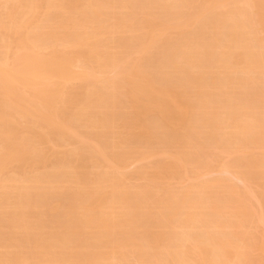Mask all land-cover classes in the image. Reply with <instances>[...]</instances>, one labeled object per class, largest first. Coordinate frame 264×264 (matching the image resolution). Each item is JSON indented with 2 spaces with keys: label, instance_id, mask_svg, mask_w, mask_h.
Returning a JSON list of instances; mask_svg holds the SVG:
<instances>
[{
  "label": "bare ground",
  "instance_id": "bare-ground-1",
  "mask_svg": "<svg viewBox=\"0 0 264 264\" xmlns=\"http://www.w3.org/2000/svg\"><path fill=\"white\" fill-rule=\"evenodd\" d=\"M168 1L0 0V264H264V230L243 231L253 206L223 179L151 205L122 187L132 159L158 183L219 161L264 179V155H246L264 149V108L239 100L264 87V0ZM170 29L171 57L115 71ZM169 131L164 159L149 142Z\"/></svg>",
  "mask_w": 264,
  "mask_h": 264
},
{
  "label": "rangeland",
  "instance_id": "rangeland-1",
  "mask_svg": "<svg viewBox=\"0 0 264 264\" xmlns=\"http://www.w3.org/2000/svg\"><path fill=\"white\" fill-rule=\"evenodd\" d=\"M172 2H173V0H169L168 1L169 4H171ZM136 13H138V15H139L137 17H140V13L141 12H136ZM203 17H205L206 19H208L207 15H205ZM202 18H201V21L203 22L202 24H204V25L207 24V27L209 26V28H210V29L207 28L208 30L207 29H204L205 38H206V40H211L210 37H209V35H211V33L213 31V26H210V25H212V24L209 23L210 21L208 22V20L207 21L205 20L206 22H204ZM207 22L210 25H208ZM199 26L198 27L197 26L193 27L192 30H190V31L191 32H193V31L195 32L196 29L199 28ZM204 28H205V26H204ZM190 31H189V33H190ZM206 32H208L209 34L207 33L208 35H206ZM212 35H213V33H212ZM179 37H180V35H179V32L177 30L170 29V31L169 30L166 31L165 34L162 36V38L161 37L158 38L159 40L157 39V42L148 51V53L150 54L149 56L148 55H142V53L140 52V50L137 51V52H135V53L132 52V53H130V54H128L125 57H123V58L120 59V63H119L120 65H119L118 68L115 69V71L120 72L121 71V67H124L125 68V67L137 66V65H139L141 63L144 64V62H145L144 66L145 65H148V68H149L152 65V63H154L156 61V59H157V56H156L157 55V52L162 53V56L161 57H164L163 56L164 55L163 53L169 52L168 49H170V47L172 46V45L171 46H168V45L169 44H172V41L174 43L175 40L178 39ZM211 38H212V36H211ZM260 38L264 40V38H263L262 35H260ZM164 41H165V44H164ZM160 45H161V47H160ZM165 45L168 46V47H166ZM170 50L173 51L172 50V47H171ZM165 51H167V52H165ZM165 55L170 56V55H172V53H167ZM159 56H160V54H159ZM110 76H111V74H110ZM175 82H177L176 79L171 80V84H173ZM207 90L210 93H211V91L213 92L212 89H206V92H207ZM222 90L224 91V94H219L218 93L219 96L222 97L224 95V97H225L227 95L228 98H227V96H226V98L227 99H231L233 101L236 100L234 98V96H236V98H237L238 97V94H244L243 92H240L239 90H236V89H233V88L232 89H230V88L227 89L226 88V90H225V88H223ZM222 90H221V93L223 92ZM232 91H233V93H235V95L232 93ZM214 92H215V90H214ZM252 92H254V93H252ZM229 93H231V95L233 96L232 98L229 97L230 96ZM248 93H249V95H248ZM256 93H259V94H256ZM246 94L248 95V98L251 101H249V100L247 101L246 100V99H248V98H246ZM253 94L254 95L256 94V96L253 97ZM263 94H264V87H260V88H257V89H256V87L255 88L252 87L251 88V91L249 90L248 92H246L244 94L245 97H243V98H245V99L242 98V100H241V97L244 96V95H242V96L239 95V97H240L239 100L242 101V102H244V103L246 101L245 104H248V103L249 104H252L253 103V105L255 106V108L257 107L256 109L259 108V110H260L261 108H264V95ZM119 96H120V98L122 100H127L128 99L127 95H123V94L120 93ZM262 111H264V109H262ZM121 114L123 115V112ZM115 133H118V129L115 130ZM166 138H168V141H166L167 140ZM152 139L149 142L150 145L152 144L151 147L155 146L154 144H156V143L158 145H156L155 147H158V146L162 147V145L164 146L163 147L164 149H163V152H162L164 154L161 156V158H164V159L165 158L168 159L169 158V153L173 152V150L179 146L178 145V141H176V139H174L173 134H172L171 131H169L168 132V135L164 138L165 139L164 142H162L163 141V138H161L162 140L160 139V141L159 140L157 141V139H159V138L154 137V139H153L154 142L152 141ZM160 144H162V145H160ZM195 144H201V141L200 140L195 141ZM138 145L139 146H142V147H145V145L143 143H141V141L138 143ZM73 147H75V146H73ZM193 147H194L193 151L195 152L197 146L194 145ZM215 153H217L216 150H213L212 154H215ZM250 154L251 153L246 154V155H248V157H252V155L258 157V155H259V157H260V156L264 155V149H262V150L255 149V150L252 151V154L251 155ZM221 159H222V162L223 161L224 162H228V161H231L232 160V156L231 155L229 156L228 154H224V155H221ZM151 162L152 161H149V160H145V161L144 160H135V159L130 160L127 163V165H125L124 168L121 170V173L124 175V178H123L124 183L122 184V187H124L125 190H128V191H136L137 194H138V196L144 197L145 201L148 198L147 199V203L151 205V204H153L158 199H165V197L168 194H170V193H174V192H184L187 189H189L193 184H196V185L197 184H202V183H206V182L211 181V180H215V179L221 178V179L224 180V182L228 186H231L232 188L234 187L236 190L238 188V191L240 189L243 194L245 193L244 194V196H245L244 198H246L249 201V203L253 206L252 208H253V211L255 212V221H258V223H257V225L256 224H253V225L251 224L250 225V223L249 224H247V223L244 224L243 231L246 229V232L249 231L248 233L257 234V230H255L254 228L263 229L264 230V207L263 208H260V206L258 205L259 199H261V200L264 199V179H262V180L260 178L255 179L258 182H255V180H254L253 181V182H255L254 185H253V182L250 185H248L245 182H243L241 180V178L239 177L238 174H239V172L244 173L246 171V170L243 169L244 162H240L239 161V163H240L239 166L240 167L236 166V167H234V168H232L230 170L224 171L223 169L221 170V165H219L220 164V161H219V163L218 162H216L215 164L213 163V167L214 168L212 167L211 170L210 169L207 170V171L206 170H202V171H199L200 173L197 172L195 175H193L191 177H187V178L184 177V176H183V178H181V177H178L176 175H169V176H167V180L169 182H167V180H163V181L159 180V183L156 182V181L154 182V179L156 177H153L152 170H150L149 168L148 169H142V168H145L146 166L147 167L150 166L149 164ZM249 162H250L249 165H254L255 160H252V158H251V160H249ZM250 170H248V171H250ZM251 171L254 172V169H252ZM251 171H250V173H251ZM138 172H140V174ZM5 173H7V171ZM139 175H141V176H139ZM168 178L171 179V180H169ZM259 179L261 180V182H260ZM227 180L229 182H227ZM216 191H213L215 194L213 193L212 194V197L214 196L215 198L218 197L219 199H221L224 196L222 194V193H224V190H223V192H222V189H220V190L217 191V192H219L218 193L219 196L217 195V192ZM226 215L230 218V214H228V213H226V214L224 213V215H222L221 217L223 218L225 216L226 217V220H228V217ZM154 220H155V216H153V221ZM260 220H261V222H260ZM158 228H159V226H157L156 229H153V231H158ZM248 229H250V230H248ZM144 231H145V227L143 225H141L140 227L138 226L137 229H136V233L137 234H141ZM232 231L233 230H230V227H228V228H226L224 230L225 233L226 232L231 233ZM178 233H180V230L179 229H177V234ZM258 257L261 259V262L264 263V258H261V256H259V255H258ZM255 259H256V257H255ZM129 261L130 262H134V263L136 262L135 258H132V257H129Z\"/></svg>",
  "mask_w": 264,
  "mask_h": 264
}]
</instances>
